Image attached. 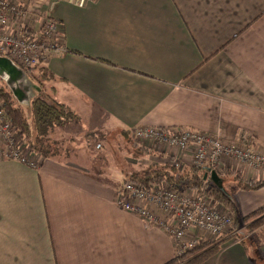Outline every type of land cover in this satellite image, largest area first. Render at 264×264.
Instances as JSON below:
<instances>
[{"label":"crops","instance_id":"obj_1","mask_svg":"<svg viewBox=\"0 0 264 264\" xmlns=\"http://www.w3.org/2000/svg\"><path fill=\"white\" fill-rule=\"evenodd\" d=\"M7 1L24 13L18 24L28 32L44 18L57 26L61 50L49 52L45 78L19 82L30 84V95L37 86L64 105L71 132L90 130L98 143L115 129L121 138L145 128L192 131L264 150V0H87L82 8ZM165 145L149 149L156 167H190V149ZM50 147L52 155L35 157V166L0 159V264H164L175 257L164 231L116 206L123 164L108 160L102 174L79 149ZM249 169L233 175L264 181V168ZM235 193L241 218L264 205V188ZM257 232L244 243L223 235L201 264H264V225Z\"/></svg>","mask_w":264,"mask_h":264},{"label":"built area","instance_id":"obj_2","mask_svg":"<svg viewBox=\"0 0 264 264\" xmlns=\"http://www.w3.org/2000/svg\"><path fill=\"white\" fill-rule=\"evenodd\" d=\"M56 2L82 8L87 0H51L49 8ZM21 17L18 6L0 0V57L7 58L18 70L45 63L49 50H61L60 34L53 20L43 19L35 33L26 34L18 24ZM11 127L0 102V142H5L0 147V159L35 166L31 159L35 154L13 145ZM135 132L144 141L174 145L179 150L190 149L191 166L207 169L209 173L216 172L225 158L241 161L252 170L264 168V155L253 146L246 145L245 139L224 143L218 138L192 131L145 128ZM23 150H26L24 155L21 154ZM27 155L30 159L25 158ZM196 194L162 183L148 189L125 183L118 194L117 204L124 211L135 213L148 227L155 226L164 231L172 240L175 254L182 255L203 241L218 239L232 227V216L228 210L216 203L210 204L209 198Z\"/></svg>","mask_w":264,"mask_h":264},{"label":"trees","instance_id":"obj_3","mask_svg":"<svg viewBox=\"0 0 264 264\" xmlns=\"http://www.w3.org/2000/svg\"><path fill=\"white\" fill-rule=\"evenodd\" d=\"M24 32L26 34L31 33L25 29ZM53 51L57 50H49L47 52L48 57ZM45 64L39 62L36 66L22 68L20 71L31 82L32 80H36L32 73L37 69L45 70ZM44 78L45 76H42V79ZM34 89L36 94L32 92V95H29L26 101L27 106L23 108L21 106L22 103L16 100L10 87L7 84L0 85V101L2 102L5 115L12 128L27 140L28 150L35 152L41 158H48L49 154L52 155L50 144H47L49 129L52 126L62 127L63 124H66V119L72 117V114L64 105L44 95L37 86ZM28 117L32 125H30ZM31 136H33L34 145L30 144ZM222 176H219V173H209L207 169L194 167L178 170L176 166L172 165L163 166L162 168H152L151 166L146 171H143L141 175L124 176L121 179V190L125 183H131L145 189L160 183L168 185L173 189H192L200 196L204 195L208 198H213L216 204L229 211L231 216H233L232 219H234L230 230L236 232L231 237L238 236L240 230L245 234L247 232H255L264 225V205L245 217H239L233 198L222 186ZM235 180L236 184L234 187L236 190L256 191L264 188V181H245L240 178H235ZM225 241L226 239L222 240V237L209 242L203 241L194 247V250L192 249L193 251H187L182 255L175 254L174 258L164 264H177L178 262H181V264H201L212 257L218 251L220 244Z\"/></svg>","mask_w":264,"mask_h":264},{"label":"rangeland","instance_id":"obj_4","mask_svg":"<svg viewBox=\"0 0 264 264\" xmlns=\"http://www.w3.org/2000/svg\"><path fill=\"white\" fill-rule=\"evenodd\" d=\"M23 17H24V13L22 12V18ZM44 19H49V18H44ZM2 74L5 75L4 73H2ZM32 75L35 77V79H36L35 81L36 82H38V81L41 82L42 81V76H45L46 74H45V70L37 69V70H35L32 73ZM5 76H0V77H2V78H0L1 79L0 80V85L7 84L8 77L7 76L5 77ZM29 85L30 84L27 83V90L25 91V94L27 96L30 95V86ZM22 86H23L22 83H20L19 84V88L22 89ZM21 105H22L23 108H25L27 106V103L26 102H22ZM28 120H29V123H30L29 117H28ZM30 125H32V124L30 123ZM119 132H120L119 130L115 129L111 135H109L108 137H106L104 139V141H100V142L97 143L96 140L92 137V135H90V130L89 131L84 130V132H82L81 134L77 133V132L75 133L74 131L71 132L70 128L67 125L63 124L62 127H54V126H52L49 129L48 134H47V140H48L47 144H51L53 149L64 150L65 153H66V150L68 152H70L71 150H73V148L79 149L80 151H82V152H80V154L84 153L85 156H86L84 160L89 162V163L91 162L93 164V166L95 168H97V169L101 168L102 169V174H105V172H103V171H105L106 162L108 163V160H109V162H115V160H116V162H119L120 166L123 164V166L121 167L122 168V173L124 172V176H127V177H131L134 174L141 175L143 171H146L151 166H152V168H158L154 164L156 160L155 161H151L150 159H148L147 154L150 153V150L151 151L152 150H158L157 147L158 146H162V145H160L157 142H152L156 146H152L151 147V146L146 145L144 143V140L141 139L140 137H138L135 131H131V130L122 131V133L124 134V138L120 137V133ZM93 136H94V134H93ZM11 137H12V142H13L14 146H18L21 149H28V148H26V146H28L27 145V143H28L27 140L24 137L20 136V134L17 133L13 128L11 130ZM97 141H99L98 140V136H97ZM33 142H34L33 141V136H31L30 144L34 145ZM146 142H148V141H146ZM4 143H5L4 141L2 143L0 142V147H2L4 145ZM97 144H106L105 145L106 146L105 151H102L101 148L96 149L95 147H96ZM245 144H246V142H245ZM140 145L141 146L144 145V146L140 147ZM246 145H248V144H246ZM248 146H250V145H248ZM258 148H256L257 151H259ZM259 152L261 153V155H264V150L263 151H259ZM103 153H105V156L103 155ZM21 154L22 155L26 154V150H23V152L21 151ZM96 155L98 157H96ZM37 156L38 155L36 154L34 157H31V159L35 162L37 160V159H35V157H37ZM25 158L28 159L29 156L27 155V156H25ZM189 164L191 166L192 162L190 161ZM192 166L194 167V165H192ZM246 166L247 165H244V163H242L241 161H238V160H235V159H232V158H225V159H223L220 168L219 169L217 168L216 172H213V173H219V176L220 175L222 176V174L225 173L221 177V179H223L222 180L223 181V185L222 186H223L224 189H226L228 194L232 198L235 199L236 202H237V199H236V193H235V187L234 186L236 184L235 178H238V176H234L233 173H234V171L237 173V169H240V171H242L243 168L249 169ZM227 171L232 172L233 176H231V174H229V173L227 174ZM179 175H181V174L179 173ZM176 189H178V190H186V192L191 191L194 194H196V191H194L192 189H187V188H176ZM209 199H210V201H209L210 204L216 203L213 198H209ZM127 200H129V199H127ZM139 203L140 202H137V204H139ZM116 206H118L117 199H116ZM118 207L120 208V206H118ZM232 218H233V216H232ZM233 223H234V219H232V224ZM235 233L236 232L232 233V231L229 229L226 233L222 234L220 237H222L223 235L226 234L227 237L230 238ZM257 234H258V232L256 230V233L254 234L255 238H257L256 237ZM245 235H250V237H251L252 234H251V232H247L245 234L244 232H242V230H240L238 236L231 237L230 239L236 238L238 240H242V242L244 243L245 240H248V238H246ZM253 240L254 239H251L250 241H253ZM193 250H194V248H193ZM177 264H181V262H178Z\"/></svg>","mask_w":264,"mask_h":264},{"label":"water","instance_id":"obj_5","mask_svg":"<svg viewBox=\"0 0 264 264\" xmlns=\"http://www.w3.org/2000/svg\"><path fill=\"white\" fill-rule=\"evenodd\" d=\"M2 73L8 77L7 84L16 100L19 103L26 102L29 98V95L27 96L25 94L27 87H22V89L19 88V81L22 80L23 73L14 67L7 58L0 57V75H3Z\"/></svg>","mask_w":264,"mask_h":264}]
</instances>
